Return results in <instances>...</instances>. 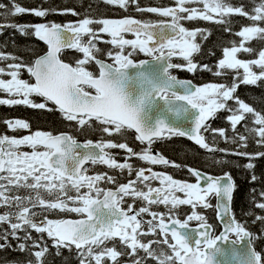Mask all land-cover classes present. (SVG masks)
<instances>
[{
    "label": "snow or ice",
    "instance_id": "1",
    "mask_svg": "<svg viewBox=\"0 0 264 264\" xmlns=\"http://www.w3.org/2000/svg\"><path fill=\"white\" fill-rule=\"evenodd\" d=\"M103 2L125 12L132 4L136 5L138 12L171 19L153 22L131 17L108 19L86 15L69 24H0V34L4 28H12L24 36L34 35L47 45L46 54L31 64L13 54L0 52V63L7 62L6 67H0V93L8 96L0 99V105H24L52 111L48 107L51 103L62 119L75 122L77 130L94 129L108 136L121 137L134 131L135 140L146 147L135 151L126 140L117 143L105 141L103 137L96 142L80 143L69 134L40 130L22 138L0 136V209H4L0 213V225L8 226L0 232V241L3 242L0 250L11 247V237L17 241L16 250L28 253L30 258L26 264H46L49 254V247L43 239L46 234L52 241V248L56 249V255L62 254L61 249H68L71 253L74 246L79 264H108V261L112 264H222L217 257L229 254L224 245L229 246L236 264H264V256L252 249L250 233L234 218H228L236 187L229 172L214 177L188 167L187 171L196 180V183H189L152 171L151 167H134L130 162L135 157L147 165L182 167L162 155L152 154L156 140L172 136L187 137L208 153L246 158L248 162L243 167L248 170L254 169V159L264 158V151H241L249 147L250 140L264 148V112L256 111L235 96L241 83L256 86L264 81V47L258 50L251 46L252 41L264 45V0L254 3L250 11L232 5L229 0H175V7L163 8H141L138 0ZM201 4L202 8L188 7ZM0 10V16L5 20L22 14L38 18L66 12L79 15L72 9L59 13L56 8L27 9L15 0H9V4L0 3ZM233 15L245 17L251 23L233 33L229 27ZM183 20L224 25L225 32L240 38L239 41H230V47L222 48V58L213 73L221 77L233 72L230 84L208 83L196 87L171 74L170 69L177 67H186L190 73L212 71L209 65H198L193 59L202 47L196 42L197 36L207 39L210 31H190L182 25ZM101 33L110 39L103 40ZM125 34L135 38L127 39ZM98 41L110 44L112 48L105 53L98 47ZM66 48L82 54L74 66L60 58ZM137 52L151 57L154 63L147 60L134 62L131 57ZM240 53L255 58L241 59ZM101 54L112 63L98 58ZM176 55L186 62V66L171 62ZM93 64L98 73L88 70L87 66ZM22 70L31 80L21 78ZM31 97H40L42 102ZM219 111L228 113L226 120L232 129L231 136L225 129H213L206 123ZM169 117L183 118L190 127H182ZM4 123L12 131L30 128L29 123L19 119ZM238 125L244 132L239 131ZM205 132L211 135L212 145L206 142ZM217 136L235 148L213 146ZM22 147L31 151H22ZM117 148L126 153L124 162H118V154L108 151ZM212 162L231 163L214 156ZM86 164L104 165L119 171L121 176L126 172L128 177L134 174L135 178L120 183L117 176L108 173L90 175ZM256 179L253 173L251 180L255 182ZM152 181H159L160 186L153 187ZM102 182L115 185V190L100 187ZM81 189L87 191L81 192ZM176 193H183L184 198ZM212 194L218 201V213L223 209L220 218L226 220L224 231L217 236L211 235L212 226L196 211L197 206H211L208 197ZM261 195L264 196V192ZM138 201L139 208L135 207ZM161 205L164 212L153 210L154 206ZM182 205L192 208L191 214L183 220L179 218ZM256 206L264 210V203ZM56 212L74 213L80 218H48V213ZM256 219L264 221L262 216ZM192 221L198 222L196 228L190 227ZM29 230L40 234L39 237L33 238ZM21 232L22 236L19 235ZM229 234L244 241L240 251L233 247L236 241L231 240ZM148 237L152 238L144 239ZM125 256L131 259H120Z\"/></svg>",
    "mask_w": 264,
    "mask_h": 264
},
{
    "label": "trees",
    "instance_id": "2",
    "mask_svg": "<svg viewBox=\"0 0 264 264\" xmlns=\"http://www.w3.org/2000/svg\"><path fill=\"white\" fill-rule=\"evenodd\" d=\"M15 2L27 9H34L37 7H42L45 9L56 8L59 12H62L65 9H72L79 13L78 16L71 15L70 12L65 14H49L44 18H38L31 14H22L17 17H10L8 20H5L0 16V24L7 23H16V24H36L42 22H55L59 24H69L76 23L79 20L89 16L91 18H108L116 19L122 16V9L108 5L103 2V0H15ZM259 0H229L234 6H243L246 10L250 11L254 3H258ZM2 4H9V0H0ZM139 6L141 8L146 7H167L175 4L174 0H138ZM189 6V5H188ZM203 7V5H200ZM136 10V5H135ZM2 11V10H0ZM128 13V12H127ZM146 12L135 11V16H140ZM130 14V13H128ZM232 24L229 27L232 28L233 33L241 30L242 26H247L251 22L245 17L238 15H233L231 17ZM183 26L190 30L194 31L197 29L208 30L211 35L207 36V39H202L199 35L196 38V42L201 44V52L194 54V62L198 65H209L212 71H203L197 70L192 75L187 77L191 78L195 83L205 85L208 83H227L230 84L233 79L234 73L229 71L228 75L217 77L213 73L217 70L216 64L219 59L222 58V48L225 46L230 47V41H239V37L231 35L224 31V25H219L211 21L203 20H183ZM31 31V30H30ZM101 45L102 42H99ZM102 46V45H101ZM251 46L256 49L264 47L257 41H252ZM45 45L35 38L34 35L24 36L21 35L18 31H15L12 28H4L3 34H0V52L6 54H13L17 57H20L24 63L31 64L34 59L42 54L45 51ZM241 59H252L254 56L248 54L240 53L238 54ZM62 60L73 64L77 58H82V54L76 52L74 49L65 50L60 54ZM6 63H0V67H6ZM242 71V70H240ZM6 78V77H4ZM21 78L31 77L26 71L22 70ZM6 96L4 93H0V98ZM235 96L243 102H246L252 106L258 112H264V81L258 82V85H244L240 84L237 88ZM37 101H42V98L36 97ZM229 104H233V101H229ZM49 106L54 108L52 104L49 103ZM39 112H34L30 110L27 106L24 105H0V124H5L6 120H30V114ZM41 115H44V119H41L40 122L50 124L48 130L50 131H60L68 130L69 123L62 119L60 114L53 113L50 115L47 111L41 112ZM228 113L224 111H219L215 114L213 118H209L208 125L211 128H223L226 130L229 136L232 135V129L226 120ZM50 116L53 120H50ZM39 121L38 118L36 122ZM53 122V123H52ZM33 123V121H29ZM243 123V122H242ZM249 126H251V120L248 121ZM240 132H244V129L241 125L237 126ZM92 141H97L100 139V136L104 133L91 129ZM206 137V141L212 145L211 135L207 132L203 133ZM13 135V133H12ZM15 135V134H14ZM80 135V134H78ZM179 144V143H177ZM215 147L224 149H233L235 145L230 143H225L224 140L217 136L216 143L213 145ZM241 151H247L249 153H256L264 151V148H260L252 140L249 141V147L247 149H241ZM208 153V152H207ZM167 154V153H166ZM211 157L220 159L223 157L226 160L231 161L229 164H216L213 169L216 171V174L229 172L234 180L236 185L235 191L233 194L232 200V212L238 223H240L245 230L250 232L252 236V244L257 253L264 256V221L257 220V216L264 217V210L257 207V203H264V196L261 195L264 192V158H257L252 161L255 167L252 170H248L243 167L248 161L246 158H241L237 156H223L222 153H208ZM207 154V155H208ZM192 157L198 155V152L194 150L191 153ZM205 156V154H204ZM193 159V158H192ZM255 174L256 180L253 182L251 180L252 174ZM251 213V214H249ZM217 228V226H216ZM2 226H0V230ZM31 233H36L32 230H29ZM33 237V235H32ZM0 243H3L0 241ZM9 243L11 247H6L3 250H0V264H26L27 260L30 258L28 253L20 252L16 248L12 247L13 240L9 237ZM29 243H31L29 241ZM49 247V254L46 257V264H79V260L76 257V254H54L55 249L52 248V244L46 242Z\"/></svg>",
    "mask_w": 264,
    "mask_h": 264
},
{
    "label": "flooded vegetation",
    "instance_id": "3",
    "mask_svg": "<svg viewBox=\"0 0 264 264\" xmlns=\"http://www.w3.org/2000/svg\"><path fill=\"white\" fill-rule=\"evenodd\" d=\"M175 1V0H174ZM167 7H175V4L167 6ZM163 8V7H162ZM135 5L130 4L129 5V10L127 12L122 10V16H120L119 18L116 19H121V18H125V17H131V18H136L139 20H150L153 22H159V21H170V17H160L157 14L154 13H144L141 14L140 16H135L134 12H135ZM182 23V21H181ZM183 25V23H182ZM125 38L127 39H134L135 37L132 36L131 34H125ZM98 43V47H100L101 49L105 50V53L107 52V50L111 49L112 46L110 44L107 43H102L101 45ZM130 49H126V51H129ZM115 51V50H114ZM98 58L108 62V63H112V61L110 59H108V57L105 54H101ZM148 58V56H145L143 53H135L131 59H133L134 61H138L140 59H146ZM173 64H177V65H182V66H186V62L181 58H177L174 57L172 59ZM73 65H75V62L73 63ZM88 70L93 71V72H97L98 73V69L95 67V65H90L87 66ZM170 72L172 75L178 77V78H184L187 77L188 75H192L193 73H190L188 71H186V67H177V68H173L170 69ZM37 98L33 99L36 102H39L36 100ZM42 102V101H40ZM49 107V106H48ZM29 108V107H28ZM51 109H53L52 111H47V110H39V109H33V108H29L30 110L34 111V112H39V114H35V113H31L30 114V120L28 119V121H25L27 123H29V121H33V123H29L30 128L27 130L24 129H20L17 131H12L9 130L7 127V124H0V136L3 135H7L9 137H15V138H22L25 135H29L37 130L40 131H46V132H52L53 134H59V133H68L69 135L73 136L78 142L83 143L86 142L87 140H91V129H87L84 131H80L77 130V128L75 127V122H69V129L68 130H60V131H50L48 130V126L50 124H46L43 122H40L41 119H44L43 117H45L44 115H41V112L47 111L48 113H50V115H52L53 113L55 114H60L58 111H56L54 108L49 107ZM61 115V114H60ZM37 121L36 122V120ZM50 120H53L52 117L50 116ZM53 123V122H52ZM206 123L208 124V120L206 121ZM13 133V135H12ZM15 134V135H14ZM80 134V135H78ZM135 133L133 131H128L125 133L124 137H121L119 135H113V136H108L107 134L104 133L103 139L105 141L108 140H112L115 141L117 143L119 142H123L126 140V142L128 143V145L130 147H132L135 151H139L141 149V147H146V145H141L138 141L135 140ZM96 142V141H93ZM179 143V144H177ZM153 148V155H162L164 158H166L167 160L173 162L174 164H178L181 165L182 167L180 168H176V167H172V166H164V165H147L143 162L138 161L135 157H133L131 159V163H133L134 167H144V168H148L151 167L152 171L155 172H160V173H165V174H169L171 175L174 179L176 180H180V181H186L189 183H196L195 177L191 176V174L187 171L188 167H191L193 169H196L198 171H200L201 173L207 174V175H216V171L213 169V167H215L216 164H214L212 162V157L208 154L205 153L203 149H201L200 147L194 145L193 143L189 142L188 140L184 139L183 137L180 136H172L170 139H159L156 140L154 142V144L152 145ZM22 151H28L30 152L31 149L26 148V147H22L21 148ZM198 152V155H195V157H192L191 153L192 151ZM111 153H115L118 154L117 155V160L118 162H124L123 160V156L126 155V153L123 152V150L120 149H111L108 150ZM167 153V154H166ZM205 154V156H204ZM208 154V155H207ZM193 158V159H192ZM212 162V163H210ZM86 168L89 169V174L90 175H94L96 173H108L109 175H114L117 176L120 183H127V180L129 178L134 179L135 176L133 174L132 177H128L127 173L125 172V174L123 176H121L119 171L116 170H110L107 168V166L104 165H91V164H86L85 165ZM146 175L149 174L148 172L145 173ZM152 186L153 187H159V181H152ZM203 185V183H202ZM102 188H106V189H112L115 190L116 186L112 185V184H105V183H101L99 185ZM87 189H81V192H86ZM146 191V189H145ZM73 195H75V193H72ZM176 195L180 196L181 198H184V194L183 193H176ZM127 200L130 201V198H126ZM208 201L210 203V207L208 208H203V207H199L197 206L196 211L202 215H204L206 217V220L208 222L209 225L212 226V230H213V236L216 234V211H215V195L212 194L208 197ZM140 202L138 201L135 205V207L139 208ZM126 207V205H125ZM153 210H158L160 212H164V206L161 205L158 208H156L154 206ZM4 211V209H0V213H2ZM192 212V208L189 205H182L179 208V218L181 220H183L184 218H186L187 214H191ZM48 218L49 219H79L80 217L76 216V214L74 213H48ZM145 219H150V217L145 216ZM198 222L197 221H192L190 222V225H197ZM2 226V229L0 230V232H2L4 229H6L8 226L7 225H0ZM19 235H23V233H19ZM31 235H33V238H38L40 234L37 233H31ZM152 237H148V238H144V239H151ZM43 239L45 242H49L52 244V241L47 237L46 234L43 235ZM170 239V237H169ZM12 240V238H11ZM22 242V241H21ZM16 244L17 241L13 240L12 243V247L16 248ZM117 244H118V240H117ZM109 246H111V244H109ZM62 254H76V250L73 246V250L70 253L68 251V249H61L60 250ZM54 254H56V249L54 251ZM140 255H143V253H140ZM123 261H128L131 259V257L129 256H125V257H121L120 258ZM111 261H108V264H110Z\"/></svg>",
    "mask_w": 264,
    "mask_h": 264
},
{
    "label": "water",
    "instance_id": "4",
    "mask_svg": "<svg viewBox=\"0 0 264 264\" xmlns=\"http://www.w3.org/2000/svg\"><path fill=\"white\" fill-rule=\"evenodd\" d=\"M36 38V37H35ZM36 39H38V38H36ZM39 40V39H38ZM39 41H41V40H39ZM45 46H46V51L44 52V53H42V54H40V55H38L36 58H38L39 56H42V55H44V54H46V52H47V45L43 42V41H41ZM66 49H70V48H66ZM66 49H64V50H66ZM63 50V51H64ZM176 56H178V55H176ZM174 57V56H173ZM35 58V59H36ZM34 59V60H35ZM145 60H147V61H149L150 63H154V62H152V60H151V58H149V59H143V60H139V61H134V62H136V63H139L140 61H145ZM63 62H66V61H64V60H62ZM106 62V61H105ZM66 63H68V62H66ZM71 65V64H70ZM130 71H135V70H130ZM178 80H182V81H190L191 82V84L192 85H194V86H196V87H198L197 85H195L193 82H192V80H190V79H188V78H177ZM34 82V81H33ZM177 91H178V93L180 92V90L179 89H177ZM55 106V105H54ZM169 119L170 120H174L175 121V123L176 124H178V125H181L182 127H185V128H187V127H190V125L188 124V122L186 121V120H184L183 118H181V119H179V120H177V119H175L174 117H169ZM134 132V131H133ZM135 133V132H134ZM60 134V133H59ZM65 134H67V133H65ZM187 138V137H186ZM188 139V138H187ZM189 140V139H188ZM189 141H191V140H189ZM192 143H194L193 141H191ZM195 144V143H194ZM202 174H204V173H202ZM204 175H207V174H204ZM223 174H219V175H216V176H214V177H220V176H222ZM203 186V185H202ZM217 206H218V201H217V199H216V202H215V209H216V221H217V223H218V225H219V231L217 232V234L215 235V236H217V235H219L220 233H222L223 231H224V228H225V223H226V220H222L221 218H220V216L223 214V209L221 208L220 209V212L218 213V211H217ZM228 218H234V216H233V213H232V202H231V211L228 213ZM235 219V218H234ZM236 221V220H235ZM198 225H196V226H194V227H192V226H190V227H192V228H196ZM248 232V231H247ZM211 233H212V228H211ZM230 235V239L231 240H235L236 241V243H235V245L233 246L237 251H240L241 250V248L244 246V241L243 240H241V239H239V238H237L236 236H235V234H229ZM250 238H251V235H250ZM224 248H225V250L226 251H228L229 252V254L227 255V256H224V257H217V259L218 260H220L221 262H222V264H236V261L235 260H233V258H232V256H231V252H230V250H229V246L228 245H224ZM252 249L254 250V251H256L255 250V248H254V246L252 245Z\"/></svg>",
    "mask_w": 264,
    "mask_h": 264
},
{
    "label": "rangeland",
    "instance_id": "5",
    "mask_svg": "<svg viewBox=\"0 0 264 264\" xmlns=\"http://www.w3.org/2000/svg\"><path fill=\"white\" fill-rule=\"evenodd\" d=\"M193 6H196V7H200V8H202L200 5H189L188 7H193ZM93 27H99L98 25H93ZM100 36L102 37V39L103 40H108V39H110V37H108V36H106L105 34H103V33H101L100 34ZM258 71V70H257ZM242 72V71H241ZM9 77H6L5 79H8ZM23 79H26V80H31V78L30 79H28V78H23ZM201 86H203V85H201ZM6 96H4V97H2V98H0V99H7L8 98V96H7V94L6 93H4ZM31 99H33V97H31ZM101 137H103V135H101L100 136V139H101ZM100 139H98L97 141H99ZM210 163H212V162H210ZM110 264H112V262H110Z\"/></svg>",
    "mask_w": 264,
    "mask_h": 264
}]
</instances>
